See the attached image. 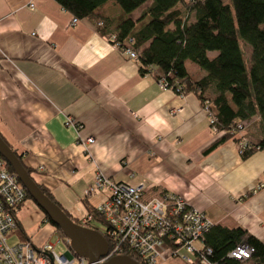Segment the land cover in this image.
Segmentation results:
<instances>
[{
	"label": "crops",
	"instance_id": "obj_1",
	"mask_svg": "<svg viewBox=\"0 0 264 264\" xmlns=\"http://www.w3.org/2000/svg\"><path fill=\"white\" fill-rule=\"evenodd\" d=\"M151 3L125 14L108 0L97 12L110 32L127 16L138 30ZM72 18L56 0H0V134L35 179L78 219L88 214L84 199L96 206L107 197L104 190L85 194L101 171L177 193L212 224L242 226L264 242V149L244 159L238 147L239 134L252 144L262 139L260 118L241 121L239 134L205 152L222 133L211 130L199 98L142 74L91 21ZM43 214L31 198L15 212L38 243L53 234ZM162 264L188 263L167 257Z\"/></svg>",
	"mask_w": 264,
	"mask_h": 264
},
{
	"label": "trees",
	"instance_id": "obj_2",
	"mask_svg": "<svg viewBox=\"0 0 264 264\" xmlns=\"http://www.w3.org/2000/svg\"><path fill=\"white\" fill-rule=\"evenodd\" d=\"M56 1L73 16L91 21L101 34L107 37L114 34L116 40H111L113 43L119 42L122 46L128 38H133L131 46L138 54L137 62L142 74L151 73L159 80L164 79L167 87L178 93L195 94L201 104L209 100L211 110L225 131L205 152L236 133V124L243 120L258 116L264 132V0H152L139 17L142 20L149 16L148 22L135 30V21L127 16L119 21L114 32L108 30V18L97 12L98 7L108 0ZM115 1L125 14H130L148 0ZM192 13L193 20H189ZM240 39L251 47L249 69ZM211 52L215 54L210 55ZM187 61L194 63L199 71H189ZM12 149L43 192L73 221L81 224L80 219L66 210L53 193L35 179V169L27 166L22 155ZM258 149H264V134L257 144L242 151V158L249 157ZM6 166L14 171L8 162ZM166 191L154 186L147 189L144 196L147 199L162 197ZM27 198H31L28 191ZM84 202L88 214L93 216L89 226L103 234V228L94 224L96 221L105 223L102 214L86 199ZM45 216L51 222L48 215ZM55 226L65 236L60 227ZM14 234L20 239L26 238L18 224ZM201 238L205 247L211 249L209 259L212 262L264 264V242L242 226L211 224ZM243 242L254 247L251 256L244 260L231 257L230 251ZM123 254L142 263L133 251L125 250Z\"/></svg>",
	"mask_w": 264,
	"mask_h": 264
},
{
	"label": "built area",
	"instance_id": "obj_3",
	"mask_svg": "<svg viewBox=\"0 0 264 264\" xmlns=\"http://www.w3.org/2000/svg\"><path fill=\"white\" fill-rule=\"evenodd\" d=\"M78 20V17L73 16L72 23ZM108 38L116 40L114 34ZM132 42L133 38L130 37L122 46L119 42L114 44L137 61L138 54L132 48ZM159 81L161 85L167 86L164 79ZM209 104L206 99L202 108L207 113L211 130L224 133L225 130L220 127ZM66 123L77 129L82 126L74 119ZM243 128V123L238 122L235 132L239 134ZM93 141L91 136L84 139L86 144ZM252 145L247 137L239 134L240 153ZM98 190L107 192L106 199L96 208L105 220L103 232L111 244L109 255L123 254L125 250H130L140 257L143 264H161L167 257H181L188 264H217L209 259L211 249L205 247L201 238L212 224L211 221L203 211L192 206L181 195L168 190L162 197L147 199L143 184L115 181L101 171H97L93 184L85 190V194ZM27 199L26 188L0 156V264H89L85 257L72 250L67 237H64V241L68 248L62 254L57 253L54 244L49 242L52 234L40 243L33 236L9 242L18 224L15 212ZM92 219L93 216L88 214L81 224L89 225ZM182 250L188 254L182 253ZM253 251L252 245L243 242L231 250L229 255L244 260Z\"/></svg>",
	"mask_w": 264,
	"mask_h": 264
},
{
	"label": "water",
	"instance_id": "obj_4",
	"mask_svg": "<svg viewBox=\"0 0 264 264\" xmlns=\"http://www.w3.org/2000/svg\"><path fill=\"white\" fill-rule=\"evenodd\" d=\"M0 155L8 162L17 177L28 191L31 199L48 215L54 225L70 240V247L89 264H142L128 254L111 256L105 262L100 259L108 253L109 245L106 237L97 229L73 221V219L39 187L26 170L24 164L0 134Z\"/></svg>",
	"mask_w": 264,
	"mask_h": 264
},
{
	"label": "rangeland",
	"instance_id": "obj_5",
	"mask_svg": "<svg viewBox=\"0 0 264 264\" xmlns=\"http://www.w3.org/2000/svg\"><path fill=\"white\" fill-rule=\"evenodd\" d=\"M225 2H229V0H225ZM240 42H241V46H242V48H243V51H244V58H245V62H246V66H247V69H249V65H250V55H251V47L249 46V45H247L242 39H240ZM215 54V52H211L210 53V55H214ZM186 65H187V68H188V70L189 71H191V72H195L194 71V66H195V64L194 63H192L191 61H187V63H186ZM96 174H97V172L95 173V176H96ZM94 179H95V177H94ZM139 184H143V183H139ZM135 185V184H134ZM144 185V184H143ZM144 188L146 189V191H147V187L144 185ZM43 213H44V211H43ZM88 215V214H87ZM86 215V216H87ZM43 216H44V218H45V220L46 221H48V219L46 218V216H45V213L43 214ZM86 216H84V217H86ZM84 217L83 218H81L80 219V221H81V223H82V220L84 219ZM208 218V217H207ZM209 219V218H208ZM210 220V219H209ZM94 224H96L98 227H100L101 229L104 227V225H105V223H103V222H100V221H96ZM87 226H89V225H87ZM52 229H53V232H55V233H53L52 235H51V237L49 238V242L50 243H52V244H54V249H55V251L57 252V253H59V254H62V253H64L66 250H67V248H68V246H67V244L65 243V241H64V237L65 236H63L60 232H59V230H58V228L54 225V224H52ZM103 235L106 237V239H107V241H108V237L105 235V233L103 232ZM20 238L18 237V235L17 234H14L12 237H10L9 238V242H16V241H18ZM108 245H109V247L111 248V244L109 243V241H108ZM109 249H108V253H107V255L106 256H103L101 259H100V261L101 262H105L107 259H109L111 256H114V255H117V254H115V253H113L112 255H109ZM162 264V263H161Z\"/></svg>",
	"mask_w": 264,
	"mask_h": 264
}]
</instances>
